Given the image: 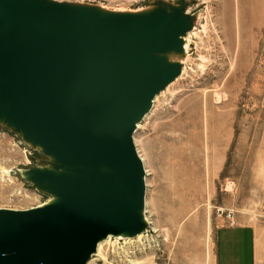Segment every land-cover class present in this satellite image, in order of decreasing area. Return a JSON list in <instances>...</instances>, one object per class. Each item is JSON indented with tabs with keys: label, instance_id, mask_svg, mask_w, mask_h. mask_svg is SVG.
<instances>
[{
	"label": "water",
	"instance_id": "95a60500",
	"mask_svg": "<svg viewBox=\"0 0 264 264\" xmlns=\"http://www.w3.org/2000/svg\"><path fill=\"white\" fill-rule=\"evenodd\" d=\"M184 0L136 12L0 0V124L48 159L22 177L50 199L0 209V264H87L99 243L148 230L133 142L181 74L195 27Z\"/></svg>",
	"mask_w": 264,
	"mask_h": 264
},
{
	"label": "rangeland",
	"instance_id": "374dc122",
	"mask_svg": "<svg viewBox=\"0 0 264 264\" xmlns=\"http://www.w3.org/2000/svg\"><path fill=\"white\" fill-rule=\"evenodd\" d=\"M55 1L136 12L177 0ZM184 1L196 22L183 70L133 134L148 230L139 240L109 238L92 264H218L219 230H264V0ZM47 160L0 124V209L50 199L21 175Z\"/></svg>",
	"mask_w": 264,
	"mask_h": 264
},
{
	"label": "crops",
	"instance_id": "0c3cea01",
	"mask_svg": "<svg viewBox=\"0 0 264 264\" xmlns=\"http://www.w3.org/2000/svg\"><path fill=\"white\" fill-rule=\"evenodd\" d=\"M217 259L218 264H264V230L256 225L219 230Z\"/></svg>",
	"mask_w": 264,
	"mask_h": 264
},
{
	"label": "bare ground",
	"instance_id": "6f19581e",
	"mask_svg": "<svg viewBox=\"0 0 264 264\" xmlns=\"http://www.w3.org/2000/svg\"><path fill=\"white\" fill-rule=\"evenodd\" d=\"M257 11V10H256ZM183 42H184V52H185V50H187V48H188V44H189V42H190V37L188 36V35H186V36H184L183 37ZM173 55V54H172ZM171 56V55H170ZM176 58V57H175ZM180 62V61H179ZM182 70H183V67H182ZM210 113V112H209ZM208 113V114H209ZM147 116V115H146ZM210 118H212L211 116H210ZM213 119H215V118H213ZM140 127V123L136 126V129H138ZM211 133V132H210ZM211 137V136H210ZM141 159V158H140ZM143 162V161H142ZM145 169V168H144ZM180 169V168H179ZM178 169V170H179ZM182 169H184V168H182ZM181 171V170H180ZM146 172V171H145ZM183 172V171H182ZM186 172V171H185ZM146 175V174H145ZM189 179V178H188ZM187 179V180H188ZM145 182H146V179H145ZM147 183V182H146ZM146 203V202H145ZM144 218H145V220H146V222L148 223V221H147V219H146V216L144 215ZM147 232V231H146ZM145 232V233H146ZM145 233H143V234H145ZM143 234H140V235H138L137 237H135V238H125V239H121V238H116L117 240H133V239H136L137 238V240H139L140 238H142V235ZM109 238H111V237H108L105 241H107ZM105 241H103V242H101V243H99L98 244V246H97V249L100 251V248H101V246H102V244L105 242ZM97 249H96V252H97ZM95 252V253H96ZM94 253V254H95ZM93 254V255H94ZM92 260V258L90 259V261L87 263V264H92V262L93 261H91Z\"/></svg>",
	"mask_w": 264,
	"mask_h": 264
}]
</instances>
